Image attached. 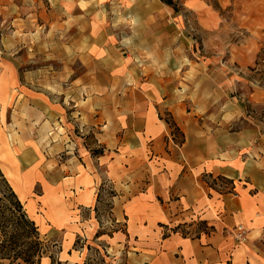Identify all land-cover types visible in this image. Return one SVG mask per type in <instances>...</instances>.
I'll return each mask as SVG.
<instances>
[{"label": "rangeland", "instance_id": "374dc122", "mask_svg": "<svg viewBox=\"0 0 264 264\" xmlns=\"http://www.w3.org/2000/svg\"><path fill=\"white\" fill-rule=\"evenodd\" d=\"M174 1L180 7L178 13L158 0H61L54 8L60 23L57 30L47 32L48 27L44 26L40 31L33 28L32 34L16 35L11 39V50L6 49L9 37L0 35V146L10 151L15 173L9 177L7 169L10 167L2 160L0 171L8 184H12L18 162L22 164V169L31 173V192L21 199L13 189L17 198L26 201L29 206L34 201V205L29 209L25 207V211L38 227L40 238L51 246L49 251L56 252L61 263L84 264L88 260L89 264H173L175 259L182 258V245L185 260L189 253L190 257H195V264H208V258L216 253L218 264L264 262V232L260 242H252L251 237L257 233L250 236L248 226L244 225L246 240L241 241L232 235L231 231L236 228L220 230L219 220L218 231L206 223L214 231L203 235L204 228L199 222L204 220L194 218L182 222V210L174 204L177 197L173 194L168 200L175 201L172 204L178 211L168 209L170 204L167 199L154 198L151 194L148 202L153 207L145 205V209L139 206L134 210V215L139 213L141 217L128 224L127 236L124 235L125 220L119 217L118 221H113L108 213L112 189L109 181L102 179L96 186L92 208L72 207L73 195L70 192L78 191V184L73 181L75 177L70 171L72 162L83 165L80 159L86 158L92 150L103 148L96 141L98 130L89 119L80 118L78 113L87 108L94 110L104 106L101 98L108 91L114 97L118 90L123 89V84L128 89L144 90L136 78L147 74L142 67L146 60L159 61V66L153 70L155 74L166 71L169 75L162 76L164 80H176L184 67L192 68L198 61L206 62L208 69L222 73L228 81L230 94L248 108L249 121L264 128V120L261 119L264 102L253 108L246 103L253 89L264 86V64L260 62L253 69L240 68L231 63L225 66L228 56L224 48L229 43L228 37L225 34L219 36L216 32L202 33L194 12L198 1H206L213 9H217L216 3L210 0ZM50 10V5L44 4L37 13L48 16ZM220 15L227 20L226 12H220ZM230 37L238 41L244 35L235 32ZM219 41L223 42V49L215 51L214 45ZM260 58L264 59V49ZM166 62L169 68L164 66ZM184 73L192 78L191 69ZM185 89L182 86V90ZM52 108L62 109V125L71 133L74 144L82 142L81 145L73 147L69 144L70 149L65 153H56L55 147L50 146L66 140L64 128L60 129L56 122L51 127L44 122ZM159 114L160 118L169 119L166 113ZM173 132L175 139L180 140L179 133ZM145 141H142L143 157L150 156L153 139ZM94 162L93 159L92 171L102 175L105 168H98ZM207 181L211 183V180ZM240 182L234 185L238 191L245 185L244 180ZM218 185L224 192L230 187L223 182H218ZM144 188L145 185L142 186ZM5 191L0 182V192ZM74 216L76 218H70ZM90 216L99 226L95 227V233H105L97 240L93 238L95 233L91 237L89 226H86ZM178 225L182 228L173 234L171 230ZM214 233H217L218 243L212 246L213 251L202 249L206 255L196 256L193 247L185 245L196 241L195 237L200 235V245L208 246ZM76 239L75 253L68 257ZM250 242L253 244L250 245ZM86 245L97 252L87 250ZM237 249L238 253L233 257L232 251ZM250 249L253 254L245 260L244 255Z\"/></svg>", "mask_w": 264, "mask_h": 264}, {"label": "crops", "instance_id": "0c3cea01", "mask_svg": "<svg viewBox=\"0 0 264 264\" xmlns=\"http://www.w3.org/2000/svg\"><path fill=\"white\" fill-rule=\"evenodd\" d=\"M60 1L0 0V35L9 37L6 49H12L11 39L16 35L32 34L35 28L40 31L44 26L48 27L47 32L57 30L60 23L54 8L58 7ZM210 1L216 3L217 9L209 7L206 1H198L194 7L200 31L216 32L219 36L225 34L228 37L229 43L224 48L228 56L225 66L231 63L240 68L253 69L264 49V0ZM29 3L31 6H28ZM44 4L51 7L48 16L37 13ZM31 10L35 12L31 13ZM223 11L227 14V20L220 15ZM50 26L52 29H49ZM235 32L243 34V39L233 41L230 36ZM222 44L219 41L214 45V50L223 49ZM157 62L151 59L142 63L147 74L136 79L144 90L128 89L123 84V89L118 90L114 97L108 91L101 98L105 102L104 106L94 110L87 108L78 113L80 118L89 119L98 130L96 141L103 145L105 153L92 158L98 168L104 167L105 170L102 175L92 171L91 155L80 159L83 165L78 160V165L72 162L70 171L75 177L73 181L78 184V191L70 192L73 195L72 207L92 208L95 188L104 179L112 184L116 193L111 199L110 216L113 221L123 218L128 231V224L141 217L139 213L134 215L137 207H153L148 202L151 194L154 198L167 200L173 194L177 199L175 203L168 200V209H174L175 212L182 210V222L201 219L216 230L219 220L220 230H233L247 225L250 236L257 233L251 237L252 242H260L264 232V128L249 121L248 108L230 94L228 81L225 77L224 80L222 73L208 69L206 62L198 61L192 68L184 67L186 71H180L176 80H164L162 76L169 75L164 70L155 74L153 69L159 66ZM167 63L164 66L169 68ZM190 69L192 78L184 73ZM182 86L186 89L182 90ZM263 102L264 86L259 85L249 93L246 103L253 108ZM161 112L172 119L183 135L181 145L172 140L170 128L159 117ZM49 113L44 122L49 127L56 122L60 129L64 128L63 135H66V140L50 145L55 147L56 153H65L70 149L69 144L73 147L82 144H74L71 133L62 125V109L52 108ZM42 114L46 115L45 112ZM261 119L264 120V116ZM151 138L150 156L143 157L142 141ZM15 169L17 173L9 185L27 195L32 189L31 173L28 169H22L19 162ZM206 174L229 179L233 185L244 180L245 185L241 186V191H238L237 186L234 188L238 194H220L208 187L203 179ZM143 185L146 189H142ZM19 200L24 209L34 205V201L29 206L26 201ZM172 203L177 204L178 210ZM89 219L86 226H89L92 237L95 227L99 226L91 216ZM195 240L185 245L193 247L196 256L206 255L202 249L213 251L212 246L218 243L217 233L210 238L208 246L200 245L201 239ZM183 248L182 245V258L175 259L173 264H195V257H190L189 253L185 260ZM74 253L69 250L68 257ZM237 253L238 249L233 250L231 255L234 257ZM252 254L250 249L244 259L247 260ZM218 260L216 253L214 257L208 258L207 263L218 264ZM40 264H50V261L43 258Z\"/></svg>", "mask_w": 264, "mask_h": 264}, {"label": "trees", "instance_id": "16d2710c", "mask_svg": "<svg viewBox=\"0 0 264 264\" xmlns=\"http://www.w3.org/2000/svg\"><path fill=\"white\" fill-rule=\"evenodd\" d=\"M158 1L172 9L174 13H178L180 11L178 3L174 0ZM262 61L263 59L260 58L256 63V66H259L260 62L262 63ZM164 121L171 130V137L174 143L181 145V143H183V135L175 126L172 119H170L169 117V119H164ZM173 131L179 133L180 140L175 139ZM104 153L105 149L99 148L98 150H92L90 152V155L92 157H97L104 155ZM203 179L205 180L209 188L219 192L220 194L235 195L234 185L231 180L220 176L213 177L210 174L203 175ZM207 179L211 180V183H209ZM0 182L6 189L5 192H0V264H40L43 258H48L50 264H65L59 261L56 252L52 253L49 251V248H51V246H49L40 238L38 227L36 226L34 221H32L28 217L23 204L17 198L16 194L13 192V190L7 183L1 171ZM218 182H223L227 186H230L229 189L224 192L223 188L218 185ZM98 192H100V190ZM98 194L96 195V203H98L99 201ZM109 195L111 199L116 196V193L114 192L113 188L110 190ZM96 209L97 206L94 208V211H96ZM111 209L112 205L110 204L108 211L110 215ZM199 223L204 228V230H202L201 232L203 235H208L210 232L214 231V228L207 227L205 221H200ZM161 227L166 228L162 225ZM181 228L182 225H178L171 231L173 234H176L177 230ZM104 235L105 233H99L97 231L93 238L94 240H97L98 238ZM124 235L127 236L126 229ZM107 236L111 237L110 235ZM200 237V235H197L195 239H200ZM77 245L78 239H76V241L74 242L72 250H76ZM85 247L87 250H91L95 253L97 252V250L90 248L89 245H86ZM101 261L103 263V260ZM84 264H89L88 260H86Z\"/></svg>", "mask_w": 264, "mask_h": 264}, {"label": "bare ground", "instance_id": "6f19581e", "mask_svg": "<svg viewBox=\"0 0 264 264\" xmlns=\"http://www.w3.org/2000/svg\"><path fill=\"white\" fill-rule=\"evenodd\" d=\"M0 160H2L4 163L8 164V166L10 167L9 169H7V175L9 177L13 176L11 174L15 173V170H14V163L12 161V155H11L10 151L6 149L5 146H0ZM15 190H16V188H15ZM16 192L19 194L21 199L24 197L23 193L19 192L18 190H16Z\"/></svg>", "mask_w": 264, "mask_h": 264}, {"label": "built area", "instance_id": "2783aa9c", "mask_svg": "<svg viewBox=\"0 0 264 264\" xmlns=\"http://www.w3.org/2000/svg\"><path fill=\"white\" fill-rule=\"evenodd\" d=\"M231 232H232V235L235 237V239H238L241 241L246 240V235H245L246 233H245V230L243 229V227L240 226Z\"/></svg>", "mask_w": 264, "mask_h": 264}]
</instances>
